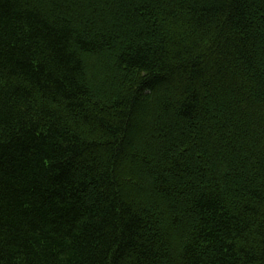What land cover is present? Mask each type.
<instances>
[{
    "label": "trees",
    "instance_id": "obj_1",
    "mask_svg": "<svg viewBox=\"0 0 264 264\" xmlns=\"http://www.w3.org/2000/svg\"><path fill=\"white\" fill-rule=\"evenodd\" d=\"M0 264H264V0H0Z\"/></svg>",
    "mask_w": 264,
    "mask_h": 264
}]
</instances>
